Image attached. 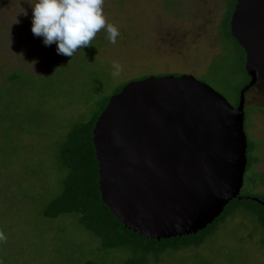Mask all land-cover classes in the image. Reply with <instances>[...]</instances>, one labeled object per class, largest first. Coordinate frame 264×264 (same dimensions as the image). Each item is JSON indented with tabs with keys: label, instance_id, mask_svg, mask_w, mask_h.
I'll return each instance as SVG.
<instances>
[{
	"label": "rangeland",
	"instance_id": "1",
	"mask_svg": "<svg viewBox=\"0 0 264 264\" xmlns=\"http://www.w3.org/2000/svg\"><path fill=\"white\" fill-rule=\"evenodd\" d=\"M34 3L0 0V232L6 237L0 264H264L252 202L228 207L198 246L149 254L145 261L124 247L103 249L77 213L44 215L66 173L60 144L121 85L190 74L238 104L247 75L223 27L228 0H104L117 42L102 29L71 57L33 35ZM114 62L122 66L116 77ZM244 97L249 153L240 195L258 197L264 194V83Z\"/></svg>",
	"mask_w": 264,
	"mask_h": 264
},
{
	"label": "water",
	"instance_id": "2",
	"mask_svg": "<svg viewBox=\"0 0 264 264\" xmlns=\"http://www.w3.org/2000/svg\"><path fill=\"white\" fill-rule=\"evenodd\" d=\"M232 38L249 80L232 106L190 74L147 76L111 95L92 130L103 204L141 236L196 234L240 190L247 165L245 92L264 83V0H235Z\"/></svg>",
	"mask_w": 264,
	"mask_h": 264
},
{
	"label": "trees",
	"instance_id": "3",
	"mask_svg": "<svg viewBox=\"0 0 264 264\" xmlns=\"http://www.w3.org/2000/svg\"><path fill=\"white\" fill-rule=\"evenodd\" d=\"M234 6L235 0H228V11L223 21V27L228 37L233 40L241 53V65L245 72L244 50L231 37L229 30V21ZM248 80L249 77L247 76V82ZM122 86L118 87L115 93H118ZM108 99V97L105 98L100 109L87 121L75 124L68 132L65 140L60 144V163L66 173L62 181L60 193L51 199L44 208V215L46 217H56L63 213H77L79 215V222L87 230L99 237L103 249L124 247L130 249L135 254V258L145 261L149 254L157 257L167 249L179 250L181 248L198 246L204 236L213 228L217 220H220L225 213H228V207V209L232 210L238 203L252 202L256 207H252L251 211L256 215L257 221L263 230L262 241L264 243V206L254 200L248 199L231 200L219 217L196 234L154 240L141 236L137 232L123 226L101 201L98 190V167L91 140L94 123L104 109ZM248 153L247 140L246 155ZM257 198L264 201V194ZM233 202L236 203L234 204Z\"/></svg>",
	"mask_w": 264,
	"mask_h": 264
},
{
	"label": "clouds",
	"instance_id": "4",
	"mask_svg": "<svg viewBox=\"0 0 264 264\" xmlns=\"http://www.w3.org/2000/svg\"><path fill=\"white\" fill-rule=\"evenodd\" d=\"M103 5L104 0H35L31 4V32L41 37L45 46L55 44L58 55L68 57L90 45L102 29L109 42L115 44L120 33L107 23ZM112 68V75L119 76L122 66L114 62ZM5 239L0 232V241Z\"/></svg>",
	"mask_w": 264,
	"mask_h": 264
},
{
	"label": "flooded vegetation",
	"instance_id": "5",
	"mask_svg": "<svg viewBox=\"0 0 264 264\" xmlns=\"http://www.w3.org/2000/svg\"><path fill=\"white\" fill-rule=\"evenodd\" d=\"M256 83H258V82H256ZM256 83H255V84H256ZM251 87H252V86H251Z\"/></svg>",
	"mask_w": 264,
	"mask_h": 264
}]
</instances>
